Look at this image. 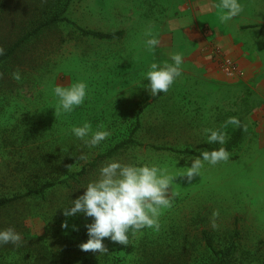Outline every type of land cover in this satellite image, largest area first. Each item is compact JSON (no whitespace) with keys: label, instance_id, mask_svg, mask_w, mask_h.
I'll return each mask as SVG.
<instances>
[{"label":"rangeland","instance_id":"1","mask_svg":"<svg viewBox=\"0 0 264 264\" xmlns=\"http://www.w3.org/2000/svg\"><path fill=\"white\" fill-rule=\"evenodd\" d=\"M65 2L0 0V42L13 19ZM65 16L124 35L63 22L0 70V196L23 193L40 167L79 171L130 137L141 145L77 191L1 212L0 264H204L203 232L235 246L233 264H264V0H71ZM237 132L226 155L180 153Z\"/></svg>","mask_w":264,"mask_h":264},{"label":"trees","instance_id":"2","mask_svg":"<svg viewBox=\"0 0 264 264\" xmlns=\"http://www.w3.org/2000/svg\"><path fill=\"white\" fill-rule=\"evenodd\" d=\"M71 5V0H66L62 6H59L54 11L46 12L43 14L42 18L36 19V21L27 23L23 21V18L12 20V34L14 36L11 38H4L0 42V70H2L6 64L9 62L15 61L21 58L26 49L41 35L45 34L47 31L59 26V24L65 22L71 24L75 30L80 32L81 36L89 37L96 40H114L123 37V31L116 32H102L97 30L85 29L77 26L74 22L70 21L65 15ZM22 16V15H21ZM19 17V15H18ZM170 80H168L163 90L154 96V100L158 99L162 92L166 91L169 87ZM242 139L241 133L237 132L231 142L223 145L222 147L207 152L205 154L191 152L190 150H185L180 153L193 154L201 158H213L226 155L235 149ZM141 145L133 137H130L114 147L106 151L105 153L99 154L96 156L92 162L84 164L79 171H73L69 166L58 165L57 170H54L52 176H49L48 173H43L41 177V167L35 169L24 182V192L20 194H15L11 197L0 196V213L8 210L14 205L20 204L23 201L41 199L47 201L49 197V192H53L58 187H65L70 192L77 191L82 188L86 176L88 175L91 169H94L99 166L100 163L114 158L121 151L126 150L132 146ZM162 149V148H157ZM205 238L204 247L208 252H210L211 257L207 258L204 264H233L231 262L232 256L236 252L234 245L229 246L228 248L217 250L213 245L212 239L208 237L206 232H203ZM35 252L32 251L33 255ZM161 264H173L171 262H162ZM183 264V263H182ZM186 264V263H185Z\"/></svg>","mask_w":264,"mask_h":264},{"label":"built area","instance_id":"3","mask_svg":"<svg viewBox=\"0 0 264 264\" xmlns=\"http://www.w3.org/2000/svg\"><path fill=\"white\" fill-rule=\"evenodd\" d=\"M225 67L229 75H237L238 68L231 60L227 59L225 61Z\"/></svg>","mask_w":264,"mask_h":264}]
</instances>
